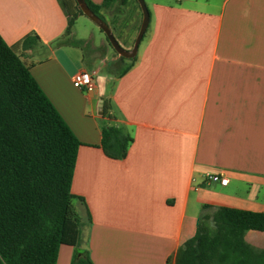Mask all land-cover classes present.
Here are the masks:
<instances>
[{
    "label": "crops",
    "instance_id": "1",
    "mask_svg": "<svg viewBox=\"0 0 264 264\" xmlns=\"http://www.w3.org/2000/svg\"><path fill=\"white\" fill-rule=\"evenodd\" d=\"M143 1L148 26L136 55L121 60L102 38H77L74 24L65 34L59 0H0V36L79 142L71 193L83 199L73 204L93 264H173L203 214L264 212V0ZM101 14L130 49L136 0ZM30 34L38 42L22 47ZM79 71L92 76V92L72 85ZM104 125L131 136L124 158L104 154ZM244 240L264 249V233ZM72 253L61 245L56 264Z\"/></svg>",
    "mask_w": 264,
    "mask_h": 264
},
{
    "label": "trees",
    "instance_id": "2",
    "mask_svg": "<svg viewBox=\"0 0 264 264\" xmlns=\"http://www.w3.org/2000/svg\"><path fill=\"white\" fill-rule=\"evenodd\" d=\"M59 1L69 34L82 12L75 0ZM84 1L104 21L103 8L127 0ZM37 42L30 34L20 44L27 48ZM102 116L111 117L107 108ZM131 142L120 127L101 129V148L109 158H124ZM78 147L15 48L0 36V264H56L61 245L73 248L70 264H93L80 246L82 222L71 193ZM86 217L89 221L88 212ZM248 230L264 233V212L218 207L200 217L173 264H264V249L244 240Z\"/></svg>",
    "mask_w": 264,
    "mask_h": 264
},
{
    "label": "water",
    "instance_id": "3",
    "mask_svg": "<svg viewBox=\"0 0 264 264\" xmlns=\"http://www.w3.org/2000/svg\"><path fill=\"white\" fill-rule=\"evenodd\" d=\"M75 2L77 4L78 8L80 9V11L82 12V14L84 16H86L88 19H90L93 23H95L99 27V29L105 35L109 45L111 46V48L116 52V54L119 57L131 59L136 55L139 43H140V41H141L145 31H146V28L148 26V21H149L148 10H147L146 5H145L143 0H136V2L139 5V8L141 10L142 16H141V22H140L138 31L135 35L134 40H133L132 47L128 50L122 48L119 45V43L115 39L110 28L105 24V22L101 18H99L97 15H95L88 8V6L84 0H75ZM100 105L102 106V101H100ZM101 106L99 107V113L100 114H101Z\"/></svg>",
    "mask_w": 264,
    "mask_h": 264
},
{
    "label": "rangeland",
    "instance_id": "4",
    "mask_svg": "<svg viewBox=\"0 0 264 264\" xmlns=\"http://www.w3.org/2000/svg\"><path fill=\"white\" fill-rule=\"evenodd\" d=\"M81 16V17H80ZM76 18V20L74 21V30L77 32V38L79 39H84L83 37H88V35L90 33H92L93 38L95 39V43H98V39L102 38L104 40V42H106L107 44V39L105 37V35L103 34V32L99 29V27L93 23L90 19H88L86 16H84L83 14L80 15ZM83 50L85 52V54H87V48H85V46H83ZM111 50H113L111 48ZM98 80H102V76L101 74L98 75ZM209 228H212L211 223H207Z\"/></svg>",
    "mask_w": 264,
    "mask_h": 264
},
{
    "label": "built area",
    "instance_id": "5",
    "mask_svg": "<svg viewBox=\"0 0 264 264\" xmlns=\"http://www.w3.org/2000/svg\"><path fill=\"white\" fill-rule=\"evenodd\" d=\"M72 85L75 88L82 89L86 92H92L94 87L92 82V76L85 71H79L73 75ZM205 179L211 182H218L221 185H225L227 182L226 178L215 173H206Z\"/></svg>",
    "mask_w": 264,
    "mask_h": 264
}]
</instances>
